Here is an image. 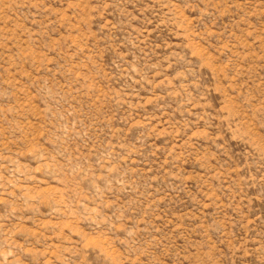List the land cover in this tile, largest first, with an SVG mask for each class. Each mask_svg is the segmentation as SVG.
Listing matches in <instances>:
<instances>
[{"label":"rangeland","instance_id":"374dc122","mask_svg":"<svg viewBox=\"0 0 264 264\" xmlns=\"http://www.w3.org/2000/svg\"><path fill=\"white\" fill-rule=\"evenodd\" d=\"M0 264H264V0H0Z\"/></svg>","mask_w":264,"mask_h":264}]
</instances>
